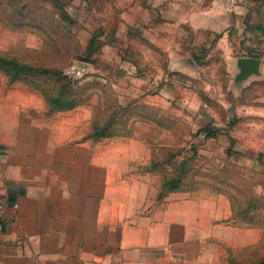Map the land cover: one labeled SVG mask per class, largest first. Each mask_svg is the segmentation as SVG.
Returning a JSON list of instances; mask_svg holds the SVG:
<instances>
[{
	"label": "crops",
	"instance_id": "crops-1",
	"mask_svg": "<svg viewBox=\"0 0 264 264\" xmlns=\"http://www.w3.org/2000/svg\"><path fill=\"white\" fill-rule=\"evenodd\" d=\"M105 2L96 7L121 20L143 65L154 50L171 71L195 69L205 51L231 70L237 56H259L264 72V0ZM18 84L0 68V264H210V208L188 191L161 197L142 135L84 136Z\"/></svg>",
	"mask_w": 264,
	"mask_h": 264
},
{
	"label": "rangeland",
	"instance_id": "rangeland-1",
	"mask_svg": "<svg viewBox=\"0 0 264 264\" xmlns=\"http://www.w3.org/2000/svg\"><path fill=\"white\" fill-rule=\"evenodd\" d=\"M96 5L106 2L0 0L1 51L74 80L71 92L81 103L61 115L82 135L96 120L127 119L129 136L142 135L159 160L146 168L160 177L161 197L188 191L210 208V264H255L264 256V81L237 89L234 70L217 52L197 51L199 66L171 71L152 50L151 64L143 65L138 50L128 48L121 20ZM93 34L97 49L87 57ZM60 80L35 72L17 89L53 93ZM32 99L37 104L40 96ZM205 127L216 136L207 137ZM177 175L181 188L162 186Z\"/></svg>",
	"mask_w": 264,
	"mask_h": 264
},
{
	"label": "trees",
	"instance_id": "trees-1",
	"mask_svg": "<svg viewBox=\"0 0 264 264\" xmlns=\"http://www.w3.org/2000/svg\"><path fill=\"white\" fill-rule=\"evenodd\" d=\"M65 18H67L65 16ZM96 36L93 34L89 39L88 45L86 47V55L87 57L91 56L97 49L96 44ZM0 68L10 76L12 80H22L27 81L30 80L34 73H39L41 76L52 75L54 80L61 81L63 80L62 85L58 86L57 91L51 93L49 91L41 90L44 95V99L47 102V105L51 110H67L76 107L81 103V98L77 97L74 93L71 92V83L74 80L63 71L59 69L51 70L49 68L44 67L43 65H39L38 67L33 64L23 63L19 59L14 56H9L8 54L0 51ZM127 120V119H126ZM126 120L116 121L114 122L113 117L110 116L105 118L103 121H95L91 126L90 137L95 139H102L107 137H116V136H129L132 127L126 123ZM206 132V136H216V131L209 129L208 127L204 128ZM159 161V160H158ZM156 161V157L152 160L153 168L156 167L158 163ZM181 166H184V161H181ZM167 190H176L180 187V176L170 177L165 183L162 185ZM240 264V262H237ZM255 264H264V256L261 257Z\"/></svg>",
	"mask_w": 264,
	"mask_h": 264
},
{
	"label": "water",
	"instance_id": "water-1",
	"mask_svg": "<svg viewBox=\"0 0 264 264\" xmlns=\"http://www.w3.org/2000/svg\"><path fill=\"white\" fill-rule=\"evenodd\" d=\"M187 61L195 64L191 57ZM263 73V60L259 56L243 55L234 59L233 83L237 89H242L249 79L261 77Z\"/></svg>",
	"mask_w": 264,
	"mask_h": 264
},
{
	"label": "built area",
	"instance_id": "built-area-1",
	"mask_svg": "<svg viewBox=\"0 0 264 264\" xmlns=\"http://www.w3.org/2000/svg\"><path fill=\"white\" fill-rule=\"evenodd\" d=\"M227 7L233 8L241 3L242 0H221Z\"/></svg>",
	"mask_w": 264,
	"mask_h": 264
}]
</instances>
